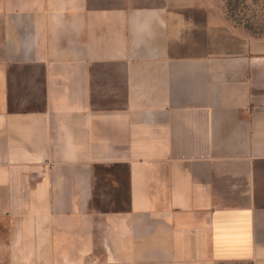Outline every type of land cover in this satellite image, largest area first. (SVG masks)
<instances>
[{
	"label": "crops",
	"instance_id": "crops-1",
	"mask_svg": "<svg viewBox=\"0 0 264 264\" xmlns=\"http://www.w3.org/2000/svg\"><path fill=\"white\" fill-rule=\"evenodd\" d=\"M0 264H264V37L202 0H0Z\"/></svg>",
	"mask_w": 264,
	"mask_h": 264
},
{
	"label": "rangeland",
	"instance_id": "rangeland-1",
	"mask_svg": "<svg viewBox=\"0 0 264 264\" xmlns=\"http://www.w3.org/2000/svg\"><path fill=\"white\" fill-rule=\"evenodd\" d=\"M210 12L224 14L238 32L264 37V0H202Z\"/></svg>",
	"mask_w": 264,
	"mask_h": 264
}]
</instances>
